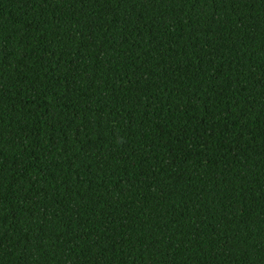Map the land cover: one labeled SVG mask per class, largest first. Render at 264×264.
Masks as SVG:
<instances>
[{
	"label": "trees",
	"instance_id": "16d2710c",
	"mask_svg": "<svg viewBox=\"0 0 264 264\" xmlns=\"http://www.w3.org/2000/svg\"><path fill=\"white\" fill-rule=\"evenodd\" d=\"M0 264H264V0H0Z\"/></svg>",
	"mask_w": 264,
	"mask_h": 264
}]
</instances>
